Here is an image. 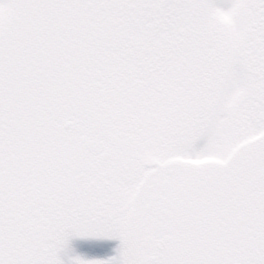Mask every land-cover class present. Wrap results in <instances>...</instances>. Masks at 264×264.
I'll use <instances>...</instances> for the list:
<instances>
[{
  "label": "snow or ice",
  "instance_id": "obj_1",
  "mask_svg": "<svg viewBox=\"0 0 264 264\" xmlns=\"http://www.w3.org/2000/svg\"><path fill=\"white\" fill-rule=\"evenodd\" d=\"M0 264H264V0H0Z\"/></svg>",
  "mask_w": 264,
  "mask_h": 264
}]
</instances>
